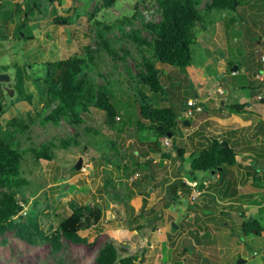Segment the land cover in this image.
<instances>
[{"label": "rangeland", "instance_id": "1", "mask_svg": "<svg viewBox=\"0 0 264 264\" xmlns=\"http://www.w3.org/2000/svg\"><path fill=\"white\" fill-rule=\"evenodd\" d=\"M209 2L210 0H200L199 7ZM27 6H31L34 11L29 20L23 21L20 11L9 21L6 30H0V75L7 74L11 82V84L0 82V96L3 101L1 102L3 110H0V135L13 121L14 124L9 129L16 131L15 139L20 143L19 150L24 155L21 163L25 173L22 177L29 180V185L21 190L24 204L21 200L19 202L23 209L14 220L16 223H24L27 218L36 217L43 234L52 235L58 230L60 221L78 208H98L102 211V216L97 227L80 232V236L87 239V244H73L61 239L62 248L57 253H54L48 244H30L23 241L15 235L16 228H10L0 236V264H96L97 250L106 243H112L121 258L137 255L139 258L137 264H237L239 260L243 261V264H264V220L262 224L260 218L257 221L261 234L247 236L246 242L237 231L240 228L237 229L230 221L224 219L227 226L220 222V229L215 220L206 219L210 225L205 228L210 230L208 233H212L207 234L202 240H206L203 252L209 253V258L203 260L198 255L191 254L190 257L181 254L180 243L186 235L188 226L196 225L193 220L197 214L202 220L205 215L210 216L215 211L207 208L205 211L207 213H204L199 208L202 194L198 196L195 193L192 197L190 196L192 191L181 190L182 194L174 205L176 211L172 212L170 208L166 211L161 209V215L165 216L172 233L177 230L184 232L176 249L169 254V260L166 255L156 250V245L161 241L157 232L146 228L135 231V227H141L140 223L148 216L144 213L145 206L146 211L161 207L162 202L157 199V191L151 192L147 189L151 187L157 189L158 180H163L165 176L168 181L170 176L180 174L174 166L176 159L179 158L177 154L176 157L168 158L172 160L171 163L162 165V171L158 176L162 179H155L151 184L150 179L146 177L142 181H148L149 184L145 187L138 186L137 182L143 177L135 168L133 159L139 158L144 161L145 158L140 153L134 154V151L148 152V148L155 147V141L156 143L159 141L153 132L136 131V123L139 120L138 107L141 102L139 93L146 95L150 99L148 103L155 108L172 105L174 110L180 112L183 98L186 96L189 98L193 93L195 79L207 78L205 71L203 72L205 68L202 67L205 59H200L199 64L197 57H194L191 70L180 72L184 79L168 90L169 80L174 76L179 77V74L171 72L165 76L168 68L158 63L156 69H160V82L165 88L163 96L153 95L146 87L137 83L136 74L140 68L134 46L127 48L131 57L126 61L111 59L103 50V41L108 39L115 43L114 48L118 52V57L122 56L120 49L123 42L120 39L119 28L125 29V32L134 28L140 29L142 37L149 39L150 35L135 16L137 13H143L151 19L150 14L153 15L152 11L157 6L156 0H116L113 6H106L103 0H0V11L10 8L18 11ZM246 12L248 29L244 22H240L243 17H240L239 13L235 15L214 12L213 16H208L212 21L205 18L212 22L211 28H219L216 32L217 38L221 36L222 41L218 39L214 44H217L216 48L224 47L223 51L231 55L232 63L241 59L242 63L246 64L253 55L257 58L264 55L262 48L264 9L258 11L256 24L249 18L250 11ZM154 16L158 17L155 14ZM56 17L62 18L65 24L55 25L53 21ZM231 18H234L236 23L231 24L229 22ZM2 19L4 16L0 14V20ZM129 20L132 25L128 23ZM202 44L203 39L199 38V44L192 46L194 55L198 53ZM250 52L252 55L248 58ZM88 53L95 58L94 67L99 69L101 75L104 74L97 77V83L108 85L110 94L113 95L111 99L120 117V121H116L117 129L106 126L103 113L94 107L81 114L82 121L79 125L74 124L72 119L71 122L62 119L59 126L44 124L42 117L53 110L57 102L52 101L47 95L43 63L68 59L75 54L84 56ZM20 81L27 85V92L32 94L31 102L19 98L17 88ZM106 81L109 83L106 84ZM257 84L262 85L264 81ZM219 90L222 91L218 89L217 92ZM200 114H202L200 117L205 115L204 111ZM182 117L185 118L179 113L178 123L183 128L180 122ZM194 119H186V122L190 123L189 121ZM17 124L28 129L23 130L17 127ZM21 131L22 135L19 134ZM252 133L254 135L251 138L256 139V143L264 145V136L263 141H260V134H256L255 131ZM248 134L252 135L249 132ZM177 135L175 131L174 136ZM222 136L226 135L223 133ZM165 138L168 145L162 138L161 146L164 149L174 148L173 137ZM74 141L78 144L75 145ZM179 141L177 147H183V141ZM64 142L69 143L67 149L61 148ZM52 143L57 145V148L50 151L53 158L49 162L38 161L30 152L33 147L39 148ZM229 145L236 152V146ZM29 147L31 148L28 149ZM79 159H82V166L79 170L73 171L72 168ZM84 167L87 171H82ZM228 174L232 175L230 172ZM200 185L198 183L196 189L201 190ZM4 193L6 190L0 188V198ZM152 194H157L156 198ZM128 195H132L133 198L125 201ZM186 201L190 202L188 209L184 208ZM219 206L221 207L220 204ZM263 214L264 211L262 218ZM163 216L160 219L162 223ZM127 224L131 232L128 233L127 230L121 232L127 228ZM173 224L177 226V230L173 228ZM131 236H134L132 240ZM217 246L219 250L216 249ZM161 256L162 259L166 257L167 261H161Z\"/></svg>", "mask_w": 264, "mask_h": 264}, {"label": "trees", "instance_id": "2", "mask_svg": "<svg viewBox=\"0 0 264 264\" xmlns=\"http://www.w3.org/2000/svg\"><path fill=\"white\" fill-rule=\"evenodd\" d=\"M106 6H113L116 0H103ZM157 6L152 11L151 19L144 16L143 13H137L135 19H138L142 24V28L147 31L150 38L142 37V31L134 28L129 32H125V29L119 28L121 33L120 39L123 42V46L120 51L122 56L118 57L114 46L115 43L106 39L103 41V50L111 59L126 61L131 57V53L128 51V47L134 46L137 50L139 61L138 73L136 74L137 83L146 87L153 95L164 94V88L160 82V71L156 69L158 63L171 66L179 70H188L193 65V51L192 46L195 45L197 29L196 26L202 25L203 20L219 12V14L228 12L229 14H238L243 17L240 22H244L246 29H248L246 11H250L249 18L256 24L258 20V11L264 9V0H210L207 5L199 7L200 0H156ZM261 2V3H260ZM260 3V4H258ZM18 7H16L17 9ZM258 9V10H257ZM156 10V11H155ZM22 13L23 21L29 20L34 15L33 8L27 6L21 10H15L10 8L9 10L0 11L3 14L4 19L0 20V30H6L9 21L16 16V13ZM151 13V11H149ZM263 13V12H262ZM158 15L157 16H154ZM21 15V14H19ZM246 15V16H245ZM62 18L56 17L53 21L55 25H63ZM231 24L236 23L234 18L229 20ZM128 23H131L129 20ZM99 33V32H97ZM5 38V37H4ZM104 38V37H102ZM26 39V38H25ZM27 40V39H26ZM253 44V42H251ZM113 44V45H112ZM95 58L91 53L84 56L75 54L73 57L57 60L46 61L44 64V84L47 87V95L52 101L57 102L56 106L46 116L42 117L44 124H52L53 126H59L62 119L70 121L79 125L81 114L86 113L90 108L103 113L104 123L109 128H116L117 124L115 118L117 117L118 110L112 102L109 86L97 83V77L101 75L99 69L94 67ZM263 65V64H262ZM247 69L248 67L236 60L235 62H229L227 68H236V72H240L241 69ZM261 70L263 68L261 67ZM261 70L252 71L254 73H260ZM245 74H236L227 78L226 83L234 86L248 87L254 89L257 86V81L249 80ZM253 77V76H252ZM251 77V78H252ZM104 79V78H103ZM109 83L106 81V84ZM18 96L24 101L31 102L32 94L27 92V88L23 81L18 83ZM141 102H139L138 113L139 120L136 123V131L148 130L154 133L156 140L174 136L178 126L179 112L173 109L172 105L169 107L155 108L148 102L150 99L141 93ZM0 96V103L3 102ZM188 107L186 103L184 105V111ZM232 111L241 112L243 106H231ZM0 110H3L2 103L0 104ZM205 107L203 108V111ZM202 113V112H200ZM193 112L192 118H196L197 114ZM190 118V119H192ZM10 122V121H9ZM13 122V121H12ZM10 122L8 127L2 130L0 135V188L6 190V193L0 198V236L10 228H16L15 235L30 244H48L54 253L61 250V239H65L73 244H87V239L80 236V232L90 230L100 223L101 210L98 208H78L72 212L71 215L62 219L59 224L58 230L52 235H44L40 230L36 217L27 218L24 223H16L14 218L19 216V212L22 211L23 206H20V200L23 202L21 190L29 185V180L22 175L25 173V169H22V155L19 150L20 143L16 141V131H10L14 124ZM122 125V124H121ZM261 122L257 124V129H261ZM17 127L27 130L28 127L22 125H16ZM122 128L123 125H122ZM264 130V129H263ZM23 134V132H19ZM75 145L78 144L74 141ZM154 146H159L156 142ZM204 149H201L195 153L192 157V162L189 168L191 173H217L218 170H222L225 167H230L236 164V152L225 141H220L216 138L206 139ZM69 143L64 142L61 145L62 149H67ZM178 156H183V151L177 148L175 144ZM29 147L28 149H30ZM57 148L55 144L42 145L39 148H31L30 152L38 161H51L52 155L50 151ZM159 148V147H158ZM27 149V150H28ZM26 150V153L28 152ZM50 153V154H49ZM138 173H140L142 167L139 163L133 162ZM264 167V165H263ZM76 171L75 167L72 168ZM139 180H143L140 178ZM154 180V177H151ZM257 179H254V186L259 187L260 183ZM223 187V195L215 193L220 203H223L221 207H218V203H212V208L209 205L204 207L209 210H217L222 213L223 216L231 215L237 212V208L232 204L239 203L243 205L242 201H239L237 197L236 185L234 181L229 180L224 184V178L221 179ZM173 185H177V188H181L180 182L175 181ZM171 187V186H170ZM170 187L167 192V197L172 200L170 205H175L179 199L177 192L175 195H171ZM231 190V196L228 201H224L228 196V191ZM24 204V202H23ZM198 206H195L197 208ZM242 217V225L240 227L243 236H249L254 234L259 236L261 234V228L256 219L250 220L248 217ZM211 220H215L211 218ZM225 221L221 219V222ZM141 227L135 228L139 231ZM191 234H194V230L191 229ZM183 251L189 252L187 249L182 248ZM162 255H166L165 246L161 249ZM144 252V251H143ZM166 257H163L165 260ZM139 258L137 255L121 258L115 246L112 243H106L104 246L97 250L95 256L96 264H137ZM142 263V262H141Z\"/></svg>", "mask_w": 264, "mask_h": 264}, {"label": "crops", "instance_id": "3", "mask_svg": "<svg viewBox=\"0 0 264 264\" xmlns=\"http://www.w3.org/2000/svg\"><path fill=\"white\" fill-rule=\"evenodd\" d=\"M206 18L208 19V17ZM207 19L203 20L202 25L196 26L198 32L194 47L199 44V38L203 39V44L199 47L198 53L194 55L195 51H193V64H194V57L195 58L197 57L196 59L198 60L199 64H200L199 62L200 59L203 60L205 59V64L202 67L205 68L203 72L205 71L207 78L203 77L198 79L197 77V79H195L196 86L193 89V93L189 98L188 96H186V98H183V103L179 109L180 115H183L184 105H185L184 103L189 99L195 98V99H199V101L204 105L205 115L204 117L203 116L200 117V115L202 114H199L198 117H196L194 120L189 121L190 123L188 125L185 124L186 119L182 117L180 122L184 126L183 128L180 127V124L178 123L176 130L178 135L177 137H173L172 140H174L173 142L175 144H177L179 140L183 141L182 143H184L183 147H177L183 151V156L177 158L174 164L175 168L179 170L180 176L179 175L173 177L170 176L169 177L170 180L168 181L167 179H165L166 176L163 178V180L161 181L158 180V179H162V177L158 178L159 173L162 171L163 168L162 165L164 164L167 165V163H171L172 160L168 158L171 156L176 157V155L178 154L176 147H174L175 149L174 148L164 149L161 146V140H159L157 141V144L159 143L160 146L151 147V149L148 148V152L146 150H142V152L134 151V154L140 153L145 158L144 161L139 158L133 159L134 162H137L141 165L142 169L140 173L142 174L143 179H146V177H148L150 179L149 181L151 184L155 181V179L158 180L157 186L159 187L157 189L154 188L151 189L152 188L151 187L147 189V191H151V192L157 191L156 192L158 194L157 199L158 201L161 200L162 202L161 207L160 208L156 207L157 209L153 208L154 210L149 209L148 211H146L147 206H145L144 213H147L148 216L146 217L143 223H140L141 229L142 228L152 229L154 230V233L157 232V236L161 238V241L158 242V244L156 245V250L162 253V251L160 250L162 249L163 246H165L166 248L165 253L168 260H169V254L176 249L182 235L184 234V232H178L177 228L174 227L173 228L177 230V232L172 233L171 228L168 226L169 225L168 221L165 220V216L161 215L162 214L161 209L166 211L170 208L172 212L174 210L176 211V207L174 205H170L172 200L167 197V192L169 190V187L170 186L172 187L175 181L180 182L182 185L181 188H176V192L178 196L182 194L181 190L189 191V192L192 191L190 192L191 193L190 196L192 197L195 195V193H197V195L202 194L201 195L202 201L201 204L199 205V208H201L204 211V213H207L205 212L206 211V208L204 207L205 204L209 205L210 209L212 208L210 202L212 203L217 202L218 205L223 204L218 201L217 196L215 195V193L217 192L219 193V195L221 196L223 195L224 189L222 187V181H221L222 178H224V184H226L229 180L234 181L237 191L236 198H238L239 201H242L244 203L243 205H240L239 203L232 204L234 207L237 208V212L227 216H223L221 212L216 210L214 211V213H212V215L210 216L205 215V218L201 220L199 219L200 216L197 214L196 218L193 220V223H195L196 225L194 227L188 226L186 235L183 237L180 243L181 254L189 255L190 257L191 254L198 255V257L202 258L203 260L205 258H209L208 256L209 253L205 254V252H203L204 244L206 240L205 241L202 240L207 234L209 235L212 233V232L208 233L210 230L208 231V229L206 230L205 228L206 226L210 225L209 222L206 221V219L210 218L211 221V218H214L219 228H220L221 219H225L233 223L237 229L241 227L243 222L241 216L250 217V220L254 218L256 219V221L260 218L262 224L264 220V218L261 217L262 212L264 211V167H263L264 145L260 144V142L256 143L255 142L256 139H252L253 138L252 136L254 135V133L252 132L255 131L256 134H260L259 140L263 141L262 136H264V132H263L264 125H262L263 128L257 129V124L259 122L264 124V98L259 99V97L264 96L262 94L264 89L263 88L264 84L262 85H260L261 83L257 84V86L254 89H251L248 87L234 86L224 82L227 80V78H230L231 76L230 73L235 69L230 70L227 68L228 63L232 59L231 55L228 54L227 52H224L223 51L224 47L222 46L216 48L217 44L214 43L218 42V39L219 40L221 39V36L217 38L218 35L216 33L219 28L218 29L211 28L212 22L210 23L209 21H207ZM208 20L212 21V19H208ZM262 48L264 49V47ZM263 49L261 50L262 52ZM251 55L252 52L248 54V58ZM240 62H242L241 59ZM245 65L248 68L244 69L243 67V69H241L242 72L240 74H245L244 76H246L251 81L254 80V75H256L257 72L254 73L252 71L261 70L262 67V62L260 60V57L257 58L256 56L253 55V57L249 59V61ZM164 67L168 68L166 69L168 72L164 73L165 76H168V74L171 72L179 74V77L174 76L172 77V80H169L170 84L168 90H170L173 85L178 84L180 80L184 79L182 78V76H180V72H182V70L173 68L168 65H165ZM219 88H221L223 91L222 96H219L217 93V90ZM231 106H243V109L241 112H236L230 109ZM201 128H203V130ZM248 132L252 135H249ZM223 133L226 136H222ZM207 138L208 139L216 138L219 139L220 141H225L228 144H232L234 147L236 146L239 153L238 155L237 149L235 148L237 153L236 164L230 167H225L223 171L220 169L218 170L217 173L189 172L193 155L198 151H200L201 149H204L205 146H207L204 145L205 140ZM238 171H240L241 173L238 174L237 173ZM228 172H230L232 175H229ZM151 177H154V180H151ZM254 179H257L259 181L260 183L259 187L254 186ZM186 180L195 181L201 184L200 187L202 189L198 190V189H190L186 187L184 185V181ZM137 184L139 187H145L149 183L148 181L139 180ZM157 194H152V195L156 198ZM138 196L142 198L141 195ZM230 196H231V190L228 191V196L226 197V199H224V201H228L229 200L228 198ZM130 198H133L132 195L131 196L128 195L125 201L129 200ZM139 202L143 204L145 203V201L144 202L139 201ZM189 203L190 202L187 203L186 201L184 206L185 209L190 208ZM168 215L170 216V214ZM162 216L164 218L163 223L160 220ZM128 225L129 224H127L126 226L127 228L123 229L121 232L127 230L128 233H130L131 231H129ZM225 226H227V224H225ZM191 229L194 230V234H191L192 232ZM213 231L216 232V230ZM237 231L240 233V235L243 236L241 229ZM133 237L134 236H131L130 239L132 240ZM243 237L245 238V242H246L247 236H243ZM184 239H189L191 241L194 247L193 251L188 250L189 252H185L182 250V248H184L183 247ZM248 240L250 241V239ZM216 249L219 250V246H217ZM161 261H163L162 256H161Z\"/></svg>", "mask_w": 264, "mask_h": 264}, {"label": "built area", "instance_id": "4", "mask_svg": "<svg viewBox=\"0 0 264 264\" xmlns=\"http://www.w3.org/2000/svg\"><path fill=\"white\" fill-rule=\"evenodd\" d=\"M261 60L264 62V56L261 57ZM232 74L235 75L236 73H232ZM256 79L262 81V80H264V75H257ZM218 92H219V94L222 93L221 90H219ZM186 106L188 107L186 109V111L184 112V116H185L186 119L192 118L193 112L200 113L201 111H203V107H202L199 99H191V100H189L187 102ZM119 119H120L119 117H116L117 121ZM163 140H165L166 145H168L167 144V138H164ZM161 145H162V141H161ZM162 148H163V146H162ZM82 171H87V170L84 167V168H82ZM184 185L187 186V187H191L192 189H196V186L198 185V183L195 182V181L186 180V181H184Z\"/></svg>", "mask_w": 264, "mask_h": 264}, {"label": "water", "instance_id": "5", "mask_svg": "<svg viewBox=\"0 0 264 264\" xmlns=\"http://www.w3.org/2000/svg\"><path fill=\"white\" fill-rule=\"evenodd\" d=\"M10 81V77L8 75H0V82H9ZM186 125H188V122H185ZM168 137H171V135H169ZM82 166V159H79V161L77 162L75 169L79 170ZM176 185H173L170 189L171 195H175L176 193ZM174 228H177V226L173 225ZM183 247L189 251H193L194 247L191 243V241L189 239H184L183 240ZM237 264H243V261L239 260L237 262Z\"/></svg>", "mask_w": 264, "mask_h": 264}, {"label": "clouds", "instance_id": "6", "mask_svg": "<svg viewBox=\"0 0 264 264\" xmlns=\"http://www.w3.org/2000/svg\"><path fill=\"white\" fill-rule=\"evenodd\" d=\"M264 56V55H263ZM262 57V56H261ZM261 57H260V60H261ZM261 62H262V68H263V70H261V72L260 73H257L256 75H254V80L255 81H257V83H259V82H262V81H264V80H262V81H260V80H257L256 79V76L257 75H264V62L261 60ZM232 69H235L236 70V68H232ZM232 71L231 73H230V75L231 76H235L237 73L238 74H240L241 72H242V70H240V72H236V71ZM232 73H236L235 75H233ZM7 75V74H6ZM9 84H11V82H9ZM219 89H221V88H219ZM9 90V89H8ZM218 94H219V92H217ZM223 94V91H222V93L221 94H219V95H222ZM262 94L264 95V89H263V92H262ZM261 98H264V96H261V97H259V99H261ZM195 99V98H194ZM189 100H191V99H189ZM189 100H187V102L189 101ZM187 102H186V105H187ZM201 103V102H200ZM201 105H202V107L204 108V105L201 103ZM205 111V110H204ZM201 112H203V111H201ZM183 115H184V112H183ZM117 117H119L118 115H117ZM120 118V117H119ZM115 121H117L116 119H115ZM118 121H120V119L118 120ZM187 187V186H186ZM191 188V187H190ZM176 194V193H175ZM199 195V194H198ZM165 260H166V258H165ZM164 261V260H163Z\"/></svg>", "mask_w": 264, "mask_h": 264}]
</instances>
